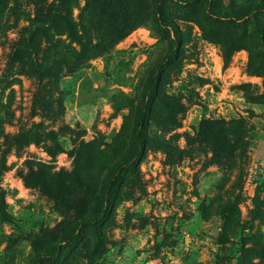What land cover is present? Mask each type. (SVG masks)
Returning a JSON list of instances; mask_svg holds the SVG:
<instances>
[{
  "label": "rangeland",
  "instance_id": "rangeland-1",
  "mask_svg": "<svg viewBox=\"0 0 264 264\" xmlns=\"http://www.w3.org/2000/svg\"><path fill=\"white\" fill-rule=\"evenodd\" d=\"M156 4L0 0V264H37L38 253L43 264H264V0H165L163 28ZM234 10L245 17L212 14ZM36 19L70 45L61 53L86 58L57 85L40 86L32 60L14 55ZM177 31L181 53L137 173L117 179L103 246L92 260L88 225L54 253L130 152L145 82Z\"/></svg>",
  "mask_w": 264,
  "mask_h": 264
},
{
  "label": "trees",
  "instance_id": "trees-1",
  "mask_svg": "<svg viewBox=\"0 0 264 264\" xmlns=\"http://www.w3.org/2000/svg\"><path fill=\"white\" fill-rule=\"evenodd\" d=\"M165 0H157L156 11L154 15V24L156 27L163 28L166 20L164 18L163 4ZM175 2H194L195 0H171ZM210 2L211 0H207ZM264 5L258 6L256 12L263 11ZM212 14L220 21L237 22L245 17L237 11H220ZM67 23L68 20H67ZM51 25L49 19H36L33 23L24 28V36L17 42L14 55L21 58H29L32 60L33 72L37 78L39 85L54 84L57 85L65 67L78 68L86 58L71 53H61L59 47L65 50L70 49V45L64 42H55L52 38H48L47 34ZM46 35L45 40L38 38L39 34ZM82 43V42H81ZM44 45V46H43ZM83 46V43H82ZM42 50V53H41ZM182 50V39L180 32H176L175 38L172 40L170 49L157 61L145 82L141 97L139 100L138 112L135 123L131 132V146L129 153L122 155L121 160L111 167L109 179L106 182L105 189L101 193L91 190L90 194L95 202L99 205L96 213H86L74 221L67 230L56 240V252H60L61 246L65 241L73 240L78 231L82 228L93 225L95 227V236L92 250L89 252L90 258L93 260L95 250L101 248L104 244L105 237L103 233L102 223L111 214L115 202L118 197L120 186L118 185V177L127 170L133 172L138 171V163L145 154L147 141L150 134V120L154 110L156 101L161 97L160 87L162 77L169 65L175 61ZM45 79H48L45 81ZM39 97L36 94L34 101L37 103ZM43 255L38 253L36 256L37 264H43Z\"/></svg>",
  "mask_w": 264,
  "mask_h": 264
}]
</instances>
